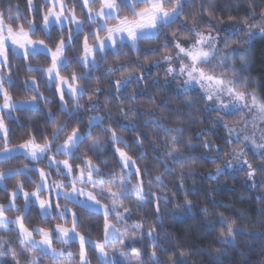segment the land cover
<instances>
[{"label":"clouds","instance_id":"obj_1","mask_svg":"<svg viewBox=\"0 0 264 264\" xmlns=\"http://www.w3.org/2000/svg\"><path fill=\"white\" fill-rule=\"evenodd\" d=\"M161 4L155 24L137 33L138 45L125 37L128 47L93 73L97 82L88 100L103 89L104 107L82 117L100 126L89 134L78 125L75 159L77 167L90 161L94 172L77 185L83 196L64 188L71 195L61 208L75 213L90 248L105 242L107 264H264V0ZM145 6L143 0H119L122 17L134 18ZM43 8L44 0H0V11L19 12L25 28H32V10ZM48 38L47 28L34 29L37 44ZM8 47L17 103L31 99L26 80H41L40 90L50 95L42 74L25 71L20 52ZM194 51L200 52L196 59ZM78 54L70 52L69 59ZM27 63L39 69L46 62ZM81 71L73 63L65 75ZM110 80L121 82L118 98H112ZM55 109L53 103L10 117L14 140L33 131L52 139L67 119L58 114L56 123L49 122L47 112ZM70 135L65 131L55 142L57 162L67 159L62 148ZM55 179L68 184L60 175ZM21 251L22 242L6 249L0 243V264H32L38 255L25 258ZM89 258L104 264L97 253Z\"/></svg>","mask_w":264,"mask_h":264},{"label":"snow or ice","instance_id":"obj_2","mask_svg":"<svg viewBox=\"0 0 264 264\" xmlns=\"http://www.w3.org/2000/svg\"><path fill=\"white\" fill-rule=\"evenodd\" d=\"M143 2L146 6L130 18L120 15L119 0H44L43 9L32 10V28L23 26L24 17L19 12L10 16L6 11H0V168L7 169L0 171V236L10 237L7 242L0 240V243L6 249L13 241L22 242L21 256L30 258L32 252L38 253L32 264H43L45 260L51 264H70L73 260L90 264L89 254L93 252L107 264L105 242L96 240L90 248L88 240L78 233L75 213L62 209L61 205L71 195L64 188L71 186L74 193L83 196L84 192L77 185L90 179L94 172L90 161L84 160L77 167L75 159L81 136L78 125L84 123L89 134L100 126L93 127L92 119L83 120L82 117H91L104 107L106 93L103 89L95 91V101L88 100L93 94L92 86L97 82L93 73L101 71L102 61L106 62L109 56H116L122 48L128 47L124 43L125 37L137 46V33L155 24L164 11L161 0ZM37 28H47L48 40H41L39 44L34 41V29ZM54 36L59 38L52 43ZM9 44L20 52L25 71L42 74L50 95L40 90L41 80H26L23 81L25 94L30 93L31 99L17 103L12 95L16 73L10 55L6 54L10 53ZM74 51L79 54L69 59V53ZM191 55L196 59L200 52L194 51ZM33 59L45 61V66L34 68L27 63ZM73 63L79 64L82 71L65 75ZM119 71L123 68L107 75ZM143 79L141 76L138 81ZM109 83L112 98H118L121 82L110 80ZM81 101L86 102L85 107L81 106ZM53 103L56 109L47 112L49 122L56 123L58 114L67 118L57 128L55 136L52 139L47 135L37 138L38 134L33 131L16 142L9 127L13 123L10 117L21 111L36 112ZM69 122H72L71 126ZM65 131L71 132L62 148L67 159L57 162L56 156L61 149L55 148V142ZM82 142H87V136ZM120 156L123 158L124 153ZM21 163L27 166L14 167ZM85 166L89 169L87 175ZM57 175L68 184L58 183ZM87 198L92 199L93 194L87 193ZM115 235L112 234L113 238ZM73 236H76L75 241ZM58 244L62 247L57 248Z\"/></svg>","mask_w":264,"mask_h":264}]
</instances>
